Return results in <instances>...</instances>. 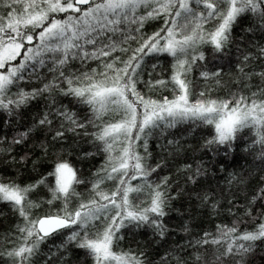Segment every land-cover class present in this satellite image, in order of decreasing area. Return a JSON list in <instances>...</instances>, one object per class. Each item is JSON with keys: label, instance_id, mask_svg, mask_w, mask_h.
Instances as JSON below:
<instances>
[{"label": "snow or ice", "instance_id": "obj_1", "mask_svg": "<svg viewBox=\"0 0 264 264\" xmlns=\"http://www.w3.org/2000/svg\"><path fill=\"white\" fill-rule=\"evenodd\" d=\"M0 264H264V0H0Z\"/></svg>", "mask_w": 264, "mask_h": 264}]
</instances>
